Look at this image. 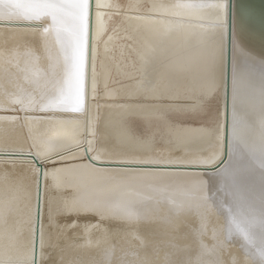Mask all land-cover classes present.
<instances>
[{
  "label": "bare ground",
  "instance_id": "bare-ground-1",
  "mask_svg": "<svg viewBox=\"0 0 264 264\" xmlns=\"http://www.w3.org/2000/svg\"><path fill=\"white\" fill-rule=\"evenodd\" d=\"M227 1L0 0V264H264V17L233 27L220 169L86 154L221 161Z\"/></svg>",
  "mask_w": 264,
  "mask_h": 264
},
{
  "label": "water",
  "instance_id": "water-1",
  "mask_svg": "<svg viewBox=\"0 0 264 264\" xmlns=\"http://www.w3.org/2000/svg\"><path fill=\"white\" fill-rule=\"evenodd\" d=\"M78 2L70 3L77 9L78 15L86 16L91 6L92 0H76ZM63 4V2H60ZM68 3V2H67ZM249 11L255 13V17H264V12L260 7L259 0H228L227 1V68H226V108H225V122H224V154L221 161L210 168L194 167V166H164V165H146V164H117V163H98L95 162L90 154L86 151L87 158L98 167H122V168H164V169H199L201 171L213 172L220 169L226 162L228 157V143H229V98H230V80H231V61H232V41H233V27H237L240 17ZM69 12H71L69 10ZM86 14V15H85ZM261 15V16H260ZM94 16V12L92 13Z\"/></svg>",
  "mask_w": 264,
  "mask_h": 264
},
{
  "label": "snow or ice",
  "instance_id": "snow-or-ice-1",
  "mask_svg": "<svg viewBox=\"0 0 264 264\" xmlns=\"http://www.w3.org/2000/svg\"><path fill=\"white\" fill-rule=\"evenodd\" d=\"M45 175H46V173H45ZM41 239H42V236H41Z\"/></svg>",
  "mask_w": 264,
  "mask_h": 264
}]
</instances>
